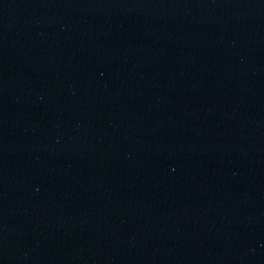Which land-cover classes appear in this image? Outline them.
<instances>
[{
	"label": "water",
	"instance_id": "95a60500",
	"mask_svg": "<svg viewBox=\"0 0 264 264\" xmlns=\"http://www.w3.org/2000/svg\"><path fill=\"white\" fill-rule=\"evenodd\" d=\"M0 264H264V0H0Z\"/></svg>",
	"mask_w": 264,
	"mask_h": 264
}]
</instances>
